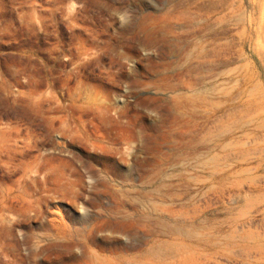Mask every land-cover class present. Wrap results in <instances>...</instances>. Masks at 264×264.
I'll use <instances>...</instances> for the list:
<instances>
[{"label": "rangeland", "instance_id": "374dc122", "mask_svg": "<svg viewBox=\"0 0 264 264\" xmlns=\"http://www.w3.org/2000/svg\"><path fill=\"white\" fill-rule=\"evenodd\" d=\"M0 264H264V0H0Z\"/></svg>", "mask_w": 264, "mask_h": 264}, {"label": "bare ground", "instance_id": "6f19581e", "mask_svg": "<svg viewBox=\"0 0 264 264\" xmlns=\"http://www.w3.org/2000/svg\"><path fill=\"white\" fill-rule=\"evenodd\" d=\"M165 2H166V1H165ZM175 5H176V4H175ZM177 5H178V4H177ZM177 5H176L175 8H177V7L179 8V6H177ZM167 10H168V9H167ZM169 11H170V10H169ZM172 11H173V9H172ZM172 11H171V12H172ZM177 11H178V10H177ZM175 12H176V11H175ZM176 13H177V12H176ZM176 13H175V14H176ZM163 14L165 15V14H167V13H163ZM164 15H162V16L164 17ZM171 15H172V13H171ZM173 15H174V13H173ZM176 15H177V14H176ZM162 16H161V17H162ZM178 16H179V15H177V17H178ZM167 17H169V15H168ZM162 19L166 20V22L168 21L167 18H166V19H165V18H162ZM174 20H175V19H174ZM175 21H176V20H175ZM175 21H174V22H175ZM166 22H164V23H166ZM161 23H162V22H161ZM147 26H148V25H147ZM167 26H168V25H167ZM141 27L143 28V26H141ZM168 27H169V26H168ZM176 30H177V29H176ZM144 31H145V30H144ZM166 31H167V30H166ZM178 33H179V32H178ZM157 34H158V33H157ZM152 35H153V34H152ZM174 36H175V35H174ZM154 37H155V36H154ZM149 38H150V37H149ZM178 38H179V37H178ZM162 39H163V38H162ZM154 40H155V39H154ZM156 40H157V39H156ZM153 42H154V41H153ZM171 42H172V41H171ZM178 43H179V41H178ZM178 43H177V44H178ZM144 44H145V43H144ZM172 44H174V43L172 42ZM172 44H171V45H172ZM179 45H180V43H179ZM166 46H167V45H166ZM173 46H174V45H173ZM175 46H176V44H175ZM168 48H169V47H168ZM175 48H176V47H175ZM173 49H174V48H172V50H173ZM178 49H179V48H178ZM178 49H177V50H178ZM177 50H176V51H177ZM179 50H180V49H179ZM176 51H175V52L173 51V53H176ZM164 52H165V51H163V53H164ZM171 53H172V52H171ZM166 55H168V54H166ZM173 55H174V54H173ZM172 61H173V59H172ZM172 61H171V62H172ZM172 63H173V62H172ZM172 63H171V64H172ZM162 64H163V65H165V64L168 65L169 63H167V62H166V63L163 62Z\"/></svg>", "mask_w": 264, "mask_h": 264}]
</instances>
